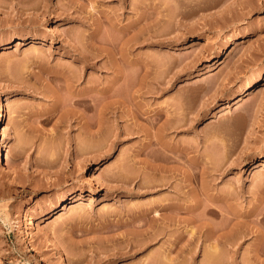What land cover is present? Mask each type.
Returning <instances> with one entry per match:
<instances>
[{"label":"rangeland","instance_id":"rangeland-1","mask_svg":"<svg viewBox=\"0 0 264 264\" xmlns=\"http://www.w3.org/2000/svg\"><path fill=\"white\" fill-rule=\"evenodd\" d=\"M0 43V264H264V0H0Z\"/></svg>","mask_w":264,"mask_h":264},{"label":"bare ground","instance_id":"bare-ground-1","mask_svg":"<svg viewBox=\"0 0 264 264\" xmlns=\"http://www.w3.org/2000/svg\"><path fill=\"white\" fill-rule=\"evenodd\" d=\"M131 39H133V41L134 40H136L137 38H136V34H134V35H132V38ZM0 45H1V43H0ZM0 48H1V46H0ZM229 54V50H225L224 51V53H223V55L224 56H227ZM85 57V56H84ZM87 58L88 57H85L84 58V60H87ZM86 62V61H85ZM66 80V82H65V84H66V86H68V88H69V86L73 83V78L71 77V76H69V77H67V78H65ZM255 86V83L254 84H250V85H248L246 88H245V90H244V92L241 94V95H239V97H238V99H237V101H241V100H243V98H244V96L247 94V93H249V91L253 88ZM104 93H106L108 90L105 88V89H103L102 90ZM83 93H84V91L83 92H77V95H76V97L75 98H72V99H69V101L71 100V103H73V104H80L81 106H83L85 109H87V108H89V107H91V102L88 100V98L87 97H85V96H83ZM85 94V93H84ZM3 96H4V98H3ZM120 97L119 98H117V99H111V100H106V101H103V102H101L100 103V106L97 108V113H99L98 115H97V117H95V118H93L92 119V117H91V120L89 119V120H86V121H84L85 122V124L87 125V126H91V125H96L98 128L99 127H101V126H103L105 123H106V120H105V118L104 117H102L103 115V112H104V110L105 109H109L110 107H112L113 106V104H115V102H117V103H121L122 102V100L120 101ZM7 100H9V95H2L1 97H0V124L5 120V117H6V108H5V102L7 101ZM57 100V99H56ZM55 100V101H56ZM69 103L70 102H68V104H67V102L65 103L66 104V106H64V108L66 107V109L69 107L68 105H69ZM64 104V105H65ZM72 105V104H71ZM71 105H70V107H71ZM73 107V106H72ZM71 107V108H72ZM63 108V109H64ZM70 108V109H71ZM66 109H64V111L66 112ZM69 109V110H70ZM67 111H68V109H67ZM74 111V110H73ZM74 113V112H73ZM156 114V113H155ZM157 115V114H156ZM183 120V118L181 117H177V119L173 122V124H170L171 126H173V127H178L179 125H180V121H182ZM83 122V123H84ZM2 145H4V143L3 142H1L0 143V161H1V163L2 164H4L7 168H10L11 167V161H10V158L7 156V155H3V148L1 147ZM183 148L184 149H186V147L185 146H183ZM85 150H87V149H85ZM89 150V149H88ZM119 174V173H118ZM115 176H117V175H115ZM121 176V175H120ZM127 177V176H126ZM117 179H118V177H117ZM121 179H123V178H121ZM126 180V179H125ZM69 198V197H68ZM73 200V199H72ZM71 201V198L70 199H66V200H63L58 206L60 207V205L61 204H63L62 205V208H63V206H66L69 202ZM206 209V211H212V212H215V209H213L212 207H208V208H205ZM148 211V210H147ZM153 211V210H152ZM154 212L155 213H158V211H157V209H154ZM212 229V228H211ZM226 240V239H225ZM211 251H212V253L214 254L215 253V251H216V243L214 244H212V246H211ZM57 253H58V255L61 257L62 256V254H61V252L59 251V250H57ZM169 259V257L168 258H166V260H167V262L168 261H171V258H170V260H168ZM64 260H65V262L67 263V264H70L72 261H71V258L70 257H68V256H66V258H64ZM166 260H165V262H166ZM166 262V263H167Z\"/></svg>","mask_w":264,"mask_h":264}]
</instances>
